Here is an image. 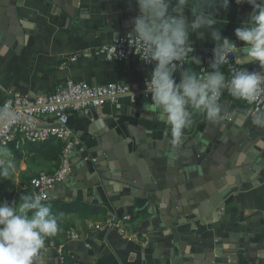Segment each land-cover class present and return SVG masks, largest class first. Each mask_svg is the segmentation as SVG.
<instances>
[{"label": "crops", "instance_id": "obj_1", "mask_svg": "<svg viewBox=\"0 0 264 264\" xmlns=\"http://www.w3.org/2000/svg\"><path fill=\"white\" fill-rule=\"evenodd\" d=\"M16 3L18 7L14 8ZM0 11L9 22L18 23L30 33L21 45L15 37L10 41L0 38V105L11 93H54L67 79L93 87L142 84L153 70L138 58L106 61L94 56L97 49L132 33L138 9L129 0H24L22 4L19 0H0ZM252 11L247 3L238 5L229 0V7H218L214 15L221 35L237 46L236 62L249 71H257V65L246 62L243 43L235 36V30ZM185 18L192 20L190 11L186 10ZM189 40L193 55L199 59L203 51L215 47L206 32L191 34ZM83 53L91 56L72 61ZM187 68L201 72L200 65ZM221 70L225 74V69ZM175 79L179 82V72ZM150 102L133 105L123 98L117 105L71 117L74 134L85 149V153H80L84 160L78 155L70 157V174L75 183L67 189H55L52 195L55 199L104 208L108 217L106 221L81 222L71 216L76 223L71 231L80 237L74 241L68 236L70 231L67 233L71 264H218L217 250L237 251L238 247H246V254L237 255L238 264H264V130L253 126L250 106L224 97L220 101L222 119L209 121L194 111L191 126L183 132V137H199L200 141L222 140L225 136V141L231 138L234 143L247 144L236 152L239 165L224 173L222 188L216 193L229 194L211 216L201 218L186 216L183 206L171 211V205L163 204L165 199L169 202L176 197L177 175L173 166L167 167L163 175H153L154 168L144 153L156 154L157 159L166 162L168 149L175 144L171 143L170 130L148 109ZM24 145L20 146L24 147L20 155L9 146L3 148L10 154L5 159L11 162V171L7 178H0V201L19 204L17 188L22 181L47 170L43 163L28 164L33 148ZM253 152L257 160L247 165ZM133 169L142 186L155 190L125 185ZM176 170L180 174L179 167ZM70 181L69 176L66 183ZM168 186L172 187L167 191L159 190ZM195 212L199 214V210ZM127 219L135 220L126 224ZM109 221L123 224L130 240L122 237L118 226H109ZM100 224V231L91 228ZM45 245L37 264H65L63 245Z\"/></svg>", "mask_w": 264, "mask_h": 264}, {"label": "clouds", "instance_id": "obj_2", "mask_svg": "<svg viewBox=\"0 0 264 264\" xmlns=\"http://www.w3.org/2000/svg\"><path fill=\"white\" fill-rule=\"evenodd\" d=\"M252 6V13L235 30L243 43L246 62L257 65V71L232 69L226 79L222 67L237 46L223 37L216 27L215 9L229 7V0H129L135 3L138 14L133 18L131 40L139 45L144 63L154 64L145 81V94L150 97L148 109L171 132V143L180 141L184 130L192 124V112L202 113L209 121L223 118L222 95L251 103L264 92V0H235ZM186 10L192 20L185 18ZM207 33L215 43L209 68L197 72L183 66L184 61L199 66L193 55L189 37ZM179 72V82L175 74ZM0 119L12 122L14 114L0 109ZM251 122L264 130V111H256ZM7 149H0V178H7L11 162L5 157ZM59 230V217L42 203L39 193L20 196L19 204L0 201V264H37L46 239Z\"/></svg>", "mask_w": 264, "mask_h": 264}, {"label": "built area", "instance_id": "obj_3", "mask_svg": "<svg viewBox=\"0 0 264 264\" xmlns=\"http://www.w3.org/2000/svg\"><path fill=\"white\" fill-rule=\"evenodd\" d=\"M213 49L214 47L208 48L201 53V72L209 68V62L213 59ZM140 52L139 45L132 44L131 34H129L118 37L111 44L97 49L94 56L106 61H130L136 58L141 60ZM235 52L236 50L229 55L227 63L222 67L225 69L226 79L231 77L233 68L243 69L235 60ZM90 56L89 53H83L74 57L72 61ZM144 64L154 68L152 63ZM189 65H191L190 62H183L184 67ZM224 97L231 96L225 92L221 99ZM123 98H127L133 105L142 101H149L150 97L145 94V82L129 85L113 83L93 87L84 82L67 79L54 93L26 96L11 93L0 105V109H6L9 113L14 114L16 119L12 122L0 119V149L10 145L20 147L26 143L38 145L52 138L65 144L59 168L52 174L42 173L31 181L34 193H39L42 196V202H47L53 197L52 193L56 186L68 181L70 157L74 150L77 149L81 154L85 153L81 141L72 129V115L76 113L86 114L93 109H99L106 105H117ZM245 103L250 106L253 114L256 111H264V92L258 94L251 103ZM107 224L118 226L122 237L130 240L123 229V224L120 225L114 221H109ZM91 228L100 231L103 229V225H93ZM68 236L74 241L80 239L73 231H70ZM45 248L46 245L42 249Z\"/></svg>", "mask_w": 264, "mask_h": 264}, {"label": "water", "instance_id": "obj_4", "mask_svg": "<svg viewBox=\"0 0 264 264\" xmlns=\"http://www.w3.org/2000/svg\"><path fill=\"white\" fill-rule=\"evenodd\" d=\"M24 0H19V4H22ZM18 3L14 4L16 8ZM9 13L12 15L13 12L9 9ZM30 35L27 31L21 29L18 23L14 21H8L6 16L0 11V38L5 41H10L11 37H15L18 44H22L25 40V36ZM225 137V136H224ZM224 137L222 140H198L199 137L185 138L181 137L179 144L170 145L167 154V161L159 160L153 153L148 156L145 154V158L149 159L148 164L154 168L153 175L158 176L167 173V167L173 166L175 176V185L177 186L176 197H172L168 200H164L163 204L171 205V211L177 209V206H183L186 216L200 215L201 218H207L211 216L219 205L223 203V200L227 197L228 193H221L222 195H216L218 190H221L222 183L224 182L226 171L233 170L238 167L239 162L236 160V152L246 148L247 144L241 142L240 144L234 143L230 138L225 141ZM138 148V145H136ZM78 155L82 160L84 156L74 150L72 156ZM71 156V157H72ZM251 162L247 165H251L256 162V154H252ZM255 157V158H254ZM176 166L179 167L180 174L177 173ZM167 170V171H166ZM132 177H128L125 180V185L129 188L136 187L140 190L148 189L149 187L142 186L139 182L135 170L133 169ZM236 175V174H235ZM72 181L68 183H60L56 186V190L67 189L74 185L72 175L69 174ZM179 184V185H178ZM172 186L159 188L160 191L169 190ZM189 206V207H188ZM194 210H199L198 213H193ZM173 211V213H174ZM179 219V218H176ZM182 219V218H181ZM205 224V223H202ZM243 243V242H242ZM238 250H217L218 264H238V256L246 254V247H238ZM236 255V256H235Z\"/></svg>", "mask_w": 264, "mask_h": 264}, {"label": "trees", "instance_id": "obj_5", "mask_svg": "<svg viewBox=\"0 0 264 264\" xmlns=\"http://www.w3.org/2000/svg\"><path fill=\"white\" fill-rule=\"evenodd\" d=\"M32 146L31 156L28 160V164H39L43 163L46 169L49 171L47 174L54 173L60 166L63 151L65 148V144L62 141H59L55 138L49 139L45 142H42L38 145H30L26 143L24 146ZM8 147V146H7ZM13 152L17 155H20L21 150L24 147L15 148V145H10ZM35 176L29 177L22 181L19 188H17V199L20 201V196L25 194L34 193L33 188L31 187V181ZM37 177V176H36ZM8 202H12L11 200H7ZM43 204L49 206L53 214H56L59 217V230L58 232L46 239L47 244H54L57 247L64 246L62 251L64 254V263L71 264L70 257L67 254V233L75 228L76 223L71 218V216L75 215L79 221L84 222L87 220L96 221L97 219H103V221L107 220V211L104 208H92L87 205H82L78 202L59 200L52 197L47 202H42ZM135 219H127L126 224H133Z\"/></svg>", "mask_w": 264, "mask_h": 264}, {"label": "rangeland", "instance_id": "obj_6", "mask_svg": "<svg viewBox=\"0 0 264 264\" xmlns=\"http://www.w3.org/2000/svg\"><path fill=\"white\" fill-rule=\"evenodd\" d=\"M42 173H49V171H48V170H46V171H44V172H42ZM42 173H40V174H42ZM40 174H39V175H40ZM37 176H38V175H37ZM35 177H36V176H35ZM35 177H34V178H35ZM34 178H33V179H34ZM5 193H6V194H8L9 192H8V191H6Z\"/></svg>", "mask_w": 264, "mask_h": 264}]
</instances>
